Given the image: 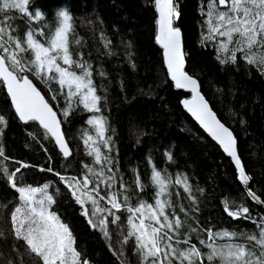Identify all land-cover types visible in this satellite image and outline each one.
Returning a JSON list of instances; mask_svg holds the SVG:
<instances>
[{"label": "snow or ice", "instance_id": "1", "mask_svg": "<svg viewBox=\"0 0 264 264\" xmlns=\"http://www.w3.org/2000/svg\"><path fill=\"white\" fill-rule=\"evenodd\" d=\"M154 6L158 13L155 39L164 50L170 78L177 89L192 94L191 99L183 100L184 108L232 158L247 197L257 205H264V200L249 187L252 177L246 173L238 155L237 138L210 108L200 93L197 79L184 70L181 32L174 27L180 13L174 0H154ZM17 15L26 24L23 34L16 23ZM204 15L207 33L202 39L215 43L217 60L222 65H237L239 58L264 75V0H208ZM55 17L51 26L46 23L39 26L47 18L43 9L32 5L31 0H0V84L6 88L18 118L24 123L38 122L45 129L46 138L55 140L65 159L73 153L61 129L62 122L30 76L54 93L53 100L64 96L65 118L76 107L93 114L87 120L91 131L82 133L85 154L92 158L91 163L83 164L84 172L80 176L54 174L94 230L111 241L110 225L116 226L120 247H112L120 264H130L124 252L130 241L138 264H264V215L257 219L247 206L226 197L222 201L224 212L234 220L250 221L254 230H213L201 227L198 222L196 226L188 225L177 209L184 217L189 212L172 199L171 191L173 186L182 187L193 205L191 211L197 212L198 201L187 176L178 174L173 180L153 165L152 202L142 197L146 185L135 169L131 184L122 176L117 177L118 162L111 155L113 140L109 134L114 130L110 129L107 118L99 115L106 97L98 94L101 90L94 80L97 70L83 53L72 50L73 45L83 47L86 41L78 36L74 15L68 9L59 10ZM100 39L105 54L114 55L111 40L103 32ZM125 47L130 49L131 45ZM127 55L131 59L132 52L128 51ZM131 66L135 67L134 62ZM98 74L106 77L103 71ZM143 94L151 95V90ZM6 125V116L0 114V136ZM166 155L169 161L173 159L170 153ZM8 160L0 143V178L18 194L17 203L7 215L3 211L7 204H0V220L10 223V227L0 226V264H91L77 249L70 226L53 210L56 200L49 193L50 185H21L17 175L21 168L10 171L5 163ZM149 164H152L150 158ZM21 167L29 165L21 164ZM40 170L53 172L51 167ZM118 213L127 215L122 218ZM185 227L188 231H183ZM193 234L198 243L193 242ZM8 240L14 243L6 254L3 248Z\"/></svg>", "mask_w": 264, "mask_h": 264}, {"label": "trees", "instance_id": "2", "mask_svg": "<svg viewBox=\"0 0 264 264\" xmlns=\"http://www.w3.org/2000/svg\"><path fill=\"white\" fill-rule=\"evenodd\" d=\"M174 2L180 13L174 25L182 32L185 71L197 79L210 108L237 138L238 155L246 173L252 177L249 187L264 200V75L239 58L237 65H222L217 60L214 45L202 39L206 34L202 29L207 31L204 13L208 0ZM31 4L43 9L46 15V21L39 26L44 23L51 26L61 9H68L74 15L76 32L86 45H73L72 50L76 54L83 53L97 70L94 80L101 90L98 94L106 97L99 115L105 116L110 129L114 130L109 134L113 140L111 155L118 162L117 177L122 176L131 184L135 169L146 185L142 197L152 202L154 189L150 176L153 165L173 180L178 174L185 175L198 201V211H191L193 205L182 187L173 186L171 191L172 199L188 210V217H184L177 209V214L186 219L188 225L196 226L198 222L201 227L213 230H254L250 221L234 220L223 210L222 201L227 197L238 205L247 206L257 219L264 215L262 208L247 197L230 158L182 109L180 101L188 94L174 87L164 66L161 48L155 41L154 0H31ZM16 23L23 34L26 24L19 15ZM101 32L111 40L114 55L105 54ZM127 44L131 45L130 49L125 47ZM128 51L132 52L131 59ZM98 71L105 72L106 77L100 76ZM30 78L57 111L73 154L68 159L63 158L35 122L21 123L0 84V114L7 118L0 136L5 155L9 157L5 163L10 171L21 168L17 174L21 185H50L49 193L56 200L53 210L70 226L83 258L91 264H120L112 247H120L116 226L110 225L111 241L99 230H94L81 215V208L71 193L54 174L80 176L84 172L83 164L91 163L92 158L85 154L82 133L91 131L87 120L93 114L76 107L65 118L62 115L64 96L59 95L53 100L54 93L46 85L35 77ZM53 87L58 90V86ZM149 90L151 95L143 94ZM168 153L173 157L171 161L167 158ZM149 158L152 164H149ZM21 164L29 167L22 168ZM49 167L53 172L40 170ZM17 196L0 178V204H7L3 209L5 215L17 203ZM118 215L124 218L127 214ZM0 226L10 227V223L0 220ZM193 242L198 243L195 234ZM12 243L14 241L8 240L4 246L6 254L11 251ZM124 252L130 264H138L131 241L124 247Z\"/></svg>", "mask_w": 264, "mask_h": 264}, {"label": "water", "instance_id": "3", "mask_svg": "<svg viewBox=\"0 0 264 264\" xmlns=\"http://www.w3.org/2000/svg\"><path fill=\"white\" fill-rule=\"evenodd\" d=\"M154 8H155V6H154ZM155 12H156V10H155ZM157 19H158V13L156 12V21H157ZM175 21H177V19L175 20ZM174 21V22H175ZM174 27H177V26H175L174 25ZM179 28V27H178ZM157 31H158V29H157V23H156V32H155V37H156V35H157ZM180 32H181V30H180ZM155 41H156V39H155ZM157 43V42H156ZM181 43H182V32H181ZM157 45L161 48V53H162V58H163V62H164V66H165V68H166V71H167V73H168V69H167V65H166V62H165V57H164V50H163V48L157 43ZM182 51H183V45H182ZM184 61H185V59H184ZM184 70H185V64H184ZM168 76H169V79L171 80V78H170V75H169V73H168ZM191 76V75H190ZM195 78V77H194ZM196 79V78H195ZM171 82L173 83V85H174V87H175V84H174V81H172L171 80ZM2 86H3V84H2ZM176 88V87H175ZM3 89H4V91H5V94L7 95V97H8V100H9V103H10V106H11V108H12V110H13V112H14V114H15V116H16V118L21 122V123H24V122H22L19 118H18V116H17V114L15 113V110H14V107H13V105H12V102H11V98L8 96V94H7V91H6V88L3 86ZM177 89V88H176ZM178 90H182V91H184V92H186L188 95H187V97H184L181 101H180V105H181V107H182V109L191 117V119L199 126V128L200 129H202L207 135H208V137L219 147V149L221 150V152L224 154V155H226L227 157H229L224 151H223V148L218 144V142H216L215 140H213L212 139V137L202 128V126L199 124V122L198 121H196V119L191 115V113H189L185 108H184V106H183V100H185V99H191L192 98V94L189 92V91H187V90H185V89H178ZM42 93V92H41ZM200 93H201V91H200ZM43 94V93H42ZM202 94V93H201ZM207 101V100H206ZM51 105V104H50ZM52 106V105H51ZM53 107V106H52ZM53 110L57 113V111L53 108ZM57 118L58 119H60V117H59V115H58V113H57ZM218 118V117H217ZM38 126H39V128H41L44 132H45V129H43V127L42 126H40L39 125V123L38 122H35ZM223 123V122H222ZM227 127V126H226ZM61 129H62V124H61ZM63 131V130H62ZM46 133V132H45ZM50 138V137H49ZM51 140H52V142H53V144L55 145V147H56V149H57V151L61 154V156L64 158V156H63V154L61 153V151H60V149H59V146L56 144V142H55V140L54 139H52V138H50ZM230 158V160H231V162H232V164H233V166H234V168H235V165H234V163H233V161H232V158L231 157H229ZM235 170H236V168H235ZM236 173H237V170H236ZM237 179H238V173H237ZM238 181H239V179H238ZM239 183H240V181H239ZM240 185L242 186V188H243V190L245 191V189H244V186L240 183ZM246 192V191H245ZM249 198V197H248ZM250 199V198H249ZM250 201H251V199H250ZM254 205H257V204H255L253 201H251ZM257 206H259V207H261L262 208V210H263V212H264V205H257Z\"/></svg>", "mask_w": 264, "mask_h": 264}, {"label": "rangeland", "instance_id": "4", "mask_svg": "<svg viewBox=\"0 0 264 264\" xmlns=\"http://www.w3.org/2000/svg\"><path fill=\"white\" fill-rule=\"evenodd\" d=\"M204 20H205V18H204ZM203 32H204V33H207V31H205L204 28L202 29V33H203ZM207 42H209L210 44L214 45V47H215L214 49L216 50V45H215V43H213V42H211V41H207Z\"/></svg>", "mask_w": 264, "mask_h": 264}, {"label": "flooded vegetation", "instance_id": "5", "mask_svg": "<svg viewBox=\"0 0 264 264\" xmlns=\"http://www.w3.org/2000/svg\"><path fill=\"white\" fill-rule=\"evenodd\" d=\"M87 220V219H86Z\"/></svg>", "mask_w": 264, "mask_h": 264}]
</instances>
